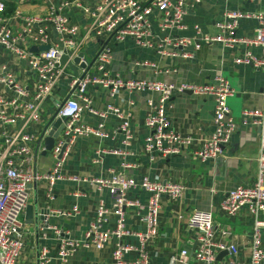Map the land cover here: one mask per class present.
Returning <instances> with one entry per match:
<instances>
[{
  "label": "built area",
  "instance_id": "1",
  "mask_svg": "<svg viewBox=\"0 0 264 264\" xmlns=\"http://www.w3.org/2000/svg\"><path fill=\"white\" fill-rule=\"evenodd\" d=\"M26 1V0H19ZM46 10L42 14H26L14 10L11 18L17 19V29L10 27L5 17V0H0V47L18 60H24L34 74V85L30 100L15 103L13 99L4 101L0 97V122L13 123L23 121V125L38 120V104L47 98L60 73V57L63 48L77 45L75 39L77 25L67 12L74 9L87 18V32L99 39L98 49L90 68L83 69L79 76L72 77L68 87L69 95L55 106V116L61 118L62 128L50 149L52 166L46 172L33 169L31 144L35 137L21 129L2 133L0 147V264H14L22 247L18 229L20 215L27 202V185L45 183V196L51 198L57 179L62 178V165L74 140L78 136L93 135L106 137L102 124L92 128L79 123L83 110L102 117L111 114L117 121L115 129L122 133L123 142L128 144L132 138L128 128L130 111L106 102L101 110L89 107L85 95L87 87L98 86L105 89L107 97L118 90L150 91L156 94L154 101H148L150 112L144 118L146 134L142 139V150L153 156L168 157L183 150L190 151L191 157L203 162L217 157L228 144L231 134L238 125L252 124L258 134V169L252 184L235 185L228 189L218 202V210L227 217H233L244 208L252 219L248 242L247 264H264V246L259 241V229L264 221L259 213L264 211V78L260 89L262 105L256 109H243L236 120L226 104V99L234 90L226 78L217 76L214 83L182 82L178 84L148 79H124L111 74L107 64L111 48L107 41L119 42L130 39L139 47H155L161 54L190 58L182 47L199 44L218 43L224 49L237 52L233 62L259 68L264 75V0L263 7L251 13L239 10H224L223 19L217 24L219 32L209 35L202 33L198 25H192L191 36H174V31H183L186 25L183 17L199 0H43ZM255 1V0H246ZM152 12L156 16L150 17ZM253 17L256 27L251 36L236 34L238 20ZM52 36L54 39L52 40ZM59 42L62 48L56 45ZM47 45L43 50L30 51L29 46ZM168 45L169 50L164 49ZM81 63L85 62L81 59ZM145 64V63H143ZM0 83L7 85L15 95L23 96L25 90L15 82L9 73L0 74ZM189 92L194 95H210L213 100L211 111V129L209 134L193 147V138L175 131L166 115L167 103L171 96ZM15 104L14 111L6 114L3 107ZM101 152L116 153V150ZM96 161V160H95ZM124 164L123 167H128ZM108 174L84 178L96 190L104 189L109 196V204L102 201L95 205V213L86 225L80 240L73 239L67 231L52 227L58 243L54 256L61 262L66 261L75 250L82 246L100 249L111 240V264H149V243L156 236L159 225V209L163 195L175 199L180 196L183 187L179 183L152 181L143 176L135 181L129 175L115 169ZM78 180L77 177H70ZM137 187L146 194L142 205L136 199H129L127 193ZM132 207L142 223L140 230L126 227L125 211ZM46 210V209H45ZM46 210L40 220L48 214ZM50 212V211H49ZM61 215L76 213L72 205L69 212L55 211ZM112 222L110 223V220ZM44 222V221H42ZM187 228L193 235L191 257L193 264H213L215 253L226 250L234 255L237 247L231 240H217L214 237V221L210 210L193 209L186 220ZM47 228V227H46ZM230 238V235H228ZM131 239V240H130ZM189 253L180 249L168 255V264L182 263ZM50 256L45 247H40L36 255V264H49ZM226 264H241L230 260Z\"/></svg>",
  "mask_w": 264,
  "mask_h": 264
},
{
  "label": "crops",
  "instance_id": "2",
  "mask_svg": "<svg viewBox=\"0 0 264 264\" xmlns=\"http://www.w3.org/2000/svg\"><path fill=\"white\" fill-rule=\"evenodd\" d=\"M263 7V0H199L183 17L186 29L174 31V36H191L192 25H198L202 33L209 35L219 32L217 24L223 19L222 13L228 9L251 13ZM26 14H42L46 10L43 0H5V17L10 27L17 29V19L11 18L14 10ZM7 11V12H6ZM77 25L75 39L77 45L63 48L60 57V73L45 100L38 104V120L23 125V121L13 123L0 122V147L2 133L21 129L35 137L31 144V164L35 171L46 172L53 163L49 151H43V138L49 126L44 130L46 120L55 114L57 103L69 93V81L79 76L83 69L90 68L102 42L87 32V18L73 8L67 11ZM156 16L152 12L150 17ZM256 21L253 17L238 20L236 34L251 36ZM54 36H52V40ZM111 55L107 67L111 74L124 79H148L167 83H214L215 77L227 79L234 94L226 99L231 115L236 118L243 109H256L262 105L260 95L263 83V72L259 68L247 65H236L233 62L236 51L224 49L218 43L199 44L178 49L187 52L190 58L179 55L161 54L155 47H139L130 39L119 42L107 41ZM59 49L62 45L56 42ZM33 46H29L30 48ZM164 49L169 50L165 45ZM32 51V50H30ZM34 52V51H32ZM81 59L85 65L81 63ZM145 63V64H143ZM9 73L25 93L18 96L5 84L0 83V97L4 101L13 99L15 103L30 100L34 74L28 69L24 60H18L0 47V74ZM85 95L89 107L101 110L106 102L130 111L129 130L132 138L128 144L123 142L122 133L115 127L117 121L111 114L97 117L87 110L79 116V123L92 128L102 124L106 137L93 135L78 136L69 147L62 165V178L55 181L50 199L45 196V183L37 182L27 185V202L20 215L18 232L22 247L14 264H36V255L40 247H45L51 257L49 264H111L112 241H107L100 249L78 247L75 252L61 262L55 258L58 239L52 227L67 231L73 239L80 240L88 222L95 213L98 201L107 206L109 196L104 189L96 190L84 178L98 177L108 174V169L121 171L135 181L145 176L152 181L174 182L182 185L179 197L171 199L161 197L159 209V225L156 236L149 243V264H168V255L187 249L189 253L182 263L193 264L191 251L193 247L192 232L186 226L188 214L193 209L210 210L214 221V237L217 240H231L237 247L232 255L226 250L215 253L213 264H226L235 260L247 264L248 242L251 233L252 219L247 210L242 208L233 217H227L218 210V202L228 189L235 185H250L255 179L258 169V134L252 124L238 125L231 134L228 144L214 159L203 162L191 157L190 151L183 150L177 155L168 157L149 156L142 150V139L146 134L144 118L150 112L148 101H154L156 94L150 91L118 90L112 97H107L105 89L98 86L87 87ZM213 100L210 95H194L189 92L178 93L170 97L166 115L170 126L180 134L193 138V147L206 137L211 129V111ZM15 104L3 107L6 114L14 111ZM56 117V116H55ZM59 135V134H58ZM116 150V153L101 152ZM96 160V161H95ZM128 164V167H123ZM77 177L78 180L70 177ZM129 199H136L142 205L146 202V194L134 187L128 191ZM72 205L76 213H70ZM29 207L26 213V207ZM40 209L49 210L45 219H38ZM55 211L69 212L61 215ZM143 208L138 214H143ZM137 214V215H138ZM132 207L125 211L126 227L140 230L142 223ZM264 221V211L259 213ZM110 223L112 219H109ZM44 221V222H42ZM47 227V228H46ZM230 235V238H228ZM131 240V239H130ZM259 241L264 246V227L259 229Z\"/></svg>",
  "mask_w": 264,
  "mask_h": 264
},
{
  "label": "water",
  "instance_id": "3",
  "mask_svg": "<svg viewBox=\"0 0 264 264\" xmlns=\"http://www.w3.org/2000/svg\"><path fill=\"white\" fill-rule=\"evenodd\" d=\"M48 46L47 45H39L37 47H31L30 50L36 51V50H43L46 49ZM62 119L55 117V114L51 115L45 122L44 124V130L49 126V128L46 131V135L43 138V151H49L53 145V142L55 138L58 136L61 128H62ZM29 207H26V213H28ZM45 209H40L38 211V219L42 218V214L45 213Z\"/></svg>",
  "mask_w": 264,
  "mask_h": 264
},
{
  "label": "trees",
  "instance_id": "4",
  "mask_svg": "<svg viewBox=\"0 0 264 264\" xmlns=\"http://www.w3.org/2000/svg\"><path fill=\"white\" fill-rule=\"evenodd\" d=\"M7 12V11H6Z\"/></svg>",
  "mask_w": 264,
  "mask_h": 264
}]
</instances>
